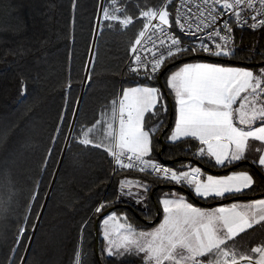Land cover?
I'll return each instance as SVG.
<instances>
[{
  "label": "trees",
  "instance_id": "1",
  "mask_svg": "<svg viewBox=\"0 0 264 264\" xmlns=\"http://www.w3.org/2000/svg\"><path fill=\"white\" fill-rule=\"evenodd\" d=\"M141 3L155 6L160 0H125L122 11L140 13ZM101 8L113 12V0H0V201L7 209L0 214V264H75L74 256L82 252L88 253V264H106L112 258L100 256L103 214L94 211L103 201L112 202L109 210L126 215L138 229H150L158 221L159 199L171 187L200 208L264 198V171L251 159L212 167L205 157L182 151L186 144L166 142L174 114L164 84L166 74L185 62L259 69L264 66V30H234L235 58L198 53L167 61L160 79L151 82L127 76L123 69L138 38L139 17L133 21L135 29L124 28L105 20ZM139 84L157 87L164 97L166 110L151 122L145 117L148 123L163 124L153 140V156L171 167L190 161L217 176L248 171L255 183L247 194L203 200L135 169H118L117 175L107 151L79 142L81 132L117 101L120 89ZM161 134L165 148L159 155ZM192 143L195 154L198 143ZM246 155L254 159L260 153ZM123 177L150 183L143 209L117 199ZM85 221L89 223L82 231ZM21 225L25 231L18 241ZM241 236L255 247L264 241V229L254 225Z\"/></svg>",
  "mask_w": 264,
  "mask_h": 264
},
{
  "label": "snow or ice",
  "instance_id": "2",
  "mask_svg": "<svg viewBox=\"0 0 264 264\" xmlns=\"http://www.w3.org/2000/svg\"><path fill=\"white\" fill-rule=\"evenodd\" d=\"M124 3L125 0H113V12L101 8L103 18L116 21L124 28L132 25L135 29L137 25L133 21L139 17V38H134L131 51L135 54L139 50L137 46L144 47L148 56L135 55L137 63L131 70L140 73L143 69L148 80H155V73L167 68V61L175 63L198 53L235 58V50L230 45L231 34L237 26L264 30V0H197L196 14L187 20L176 19L177 0H160L155 6L141 3V12L133 14L126 9L122 11ZM179 3L192 11L189 0H179ZM115 12L121 15L117 16ZM176 26L193 36L197 30L209 31L204 37L197 36L200 45L196 47L185 44L174 31L169 32ZM150 27V46H145L143 41ZM153 35L157 36L161 46L165 45V38L170 41L164 51H153L156 48V41L151 39ZM208 41L213 42L211 46ZM177 67L167 80L178 105L169 140L177 147L180 143L186 144L188 147L182 151L189 155L202 160L207 157L205 162L212 167L227 168L251 159L264 171V66L254 70L200 60ZM163 99L160 89L154 86L123 91L122 98L112 101L111 108L103 114V120L97 119L81 132L79 142L104 148L113 157L117 175L120 174L117 169H135L145 173L146 177L155 174L158 181L187 188L203 200L234 199L237 194H247L245 190L255 183L254 175L248 171L216 177L190 161H180L178 166L171 167L153 156V140L163 124L159 120L148 122L166 110ZM116 124L118 128H114ZM97 134H100L98 140L91 138ZM192 141L200 145L195 154L191 152L195 147ZM250 141L259 143L250 144ZM250 151L260 155L252 159L246 155ZM150 191V183L145 178L126 179L119 184L117 199L122 195H133L137 203H143L145 194ZM159 203L162 222L151 230L138 229L126 215L110 211V201H103L95 208V213L103 214V235L108 241L100 256L112 258L107 259L106 264H128L124 258L129 256L139 257L142 264H264V241L251 247L241 236L254 225L264 229V198L205 210L186 199V193L171 187ZM6 210L0 201V214ZM88 223L84 222L82 231ZM24 231L21 225L18 241ZM238 236L239 240L236 239ZM87 257V252L76 254L75 264H88Z\"/></svg>",
  "mask_w": 264,
  "mask_h": 264
},
{
  "label": "built area",
  "instance_id": "3",
  "mask_svg": "<svg viewBox=\"0 0 264 264\" xmlns=\"http://www.w3.org/2000/svg\"><path fill=\"white\" fill-rule=\"evenodd\" d=\"M189 3H190L191 8H192L191 12L188 11V6L187 5H185L184 7H181V5L179 3V0H177L176 8L179 9V12L176 13V19L187 20L189 17H192L194 14H196V3H197V0H189ZM204 15L207 16V12H205ZM233 19H235V18L233 17ZM153 23H158V21H154ZM192 27L195 30V24L194 23H193ZM185 28H187V24H185ZM236 29H238V30H258V29H261V28L257 27L255 29H253V28H250V27H247V26H244V27L237 26V27L234 28V30H236ZM173 31H174L175 35L178 36L185 44H193L196 47H199L200 41L197 39V36L204 37L205 33L207 31H209V29H204V31H198L197 30L196 36L187 34L186 32H182L180 30L179 26H176V28L174 30L173 29H169V32H173ZM151 32H152V28L150 27L148 29V33H146V35H145V38H144V41H143V45L150 46V41L148 39V34L151 33ZM232 37H233V35H232ZM151 39L156 41V48H154L153 51H156L157 49H159V51H164L166 49V46L170 43V41L167 38H165V45L161 46L159 44V40L157 39L156 35H153L151 37ZM208 43L211 46L213 42L212 41H208ZM232 45H233V40H232V44L230 45V47H232ZM137 47L139 48L137 53L134 54L132 51H130L129 56H128L125 64H124V68H123L124 72L126 73L127 76L134 77V78L141 79V80H146V81H157V80H159L161 75H162V73H163V71H164V68H161V70L158 73H155V75H156V79L155 80L146 79V75L147 74L143 71V69H141L140 73H137V72H134V71L131 70L132 67H135L136 63H137L135 61V59H134L135 55H140L141 57L148 56V52L145 50L144 47H140V46H137ZM145 62H147V61H145ZM160 163L166 165L164 161L160 160ZM153 176H155V174H153Z\"/></svg>",
  "mask_w": 264,
  "mask_h": 264
},
{
  "label": "crops",
  "instance_id": "4",
  "mask_svg": "<svg viewBox=\"0 0 264 264\" xmlns=\"http://www.w3.org/2000/svg\"><path fill=\"white\" fill-rule=\"evenodd\" d=\"M242 68H244V67H242ZM245 69H247V68H245ZM176 70H178V67L175 68L174 70L170 71V72H174V71H176ZM170 72L167 73L166 76L164 77V84H165L166 91H167V93L169 94V96H170V98H171V100H172V103H173L174 121H173V125H172V127L170 128V130H169V132L167 133L166 138H165V140H166L167 143H172V142L169 140V136H170L171 132L174 131V126H175V122H176V118H177V109H178V105H177L176 102H175V95H174V93L172 92V90L170 89V87H169L168 84H167V80L169 79V74H170ZM145 85L152 86V85H149V84H139V85H134V86H130V87H126V88L121 89V94H120L119 98L117 99V101H118L119 99L122 98V93H123V91H126V90H128L129 88H135V87H140V86H145ZM154 87H155V86H154ZM159 106H160V105L158 104L157 107H159ZM195 142L198 143L197 141H195ZM199 147H200V145H199V143H198V148H199ZM205 158L208 159L207 157H205ZM212 162L214 163V160H213ZM231 173H232V172H231ZM209 174H212L213 176H216V177H223V176H217V175H215L214 173H209ZM224 176H225V175H224ZM192 193H193V192H192ZM196 197H197V196H196ZM260 199H261V198H260ZM256 200H259V199H256ZM256 200H251V201H256ZM246 202H250V201H246ZM232 203H233V202L226 203V204H221V205H223V206H230ZM237 203H243V202H237ZM221 205H216V206H213V207L201 208V209H205V210H215V208H217V207H219V206H221ZM194 206H195V205H194ZM159 208L161 209V204H160V203H159ZM161 222H162V212H160V214H159V216H158V221H157V223L154 224V226L151 227V228L148 229V230L154 229V228L157 227ZM132 261H133V262L136 261V262H140V263H142V260H141L139 257H137V256H133Z\"/></svg>",
  "mask_w": 264,
  "mask_h": 264
},
{
  "label": "rangeland",
  "instance_id": "5",
  "mask_svg": "<svg viewBox=\"0 0 264 264\" xmlns=\"http://www.w3.org/2000/svg\"><path fill=\"white\" fill-rule=\"evenodd\" d=\"M117 15V14H116ZM146 22V21H145ZM136 37H138V34L136 35ZM158 81V80H157ZM151 82H155V81H151ZM120 94H121V89H120V91H119V94H118V98H119V96H120ZM100 115H99V117L97 118V119H101V120H103L104 119V113L103 112H100L99 113ZM114 128H118V124H116V125H114ZM99 135L100 134H97V135H95V136H92L91 138H93V139H99ZM82 137L80 136V139H81ZM104 143L105 144H107L108 143V140L107 139H105L104 140ZM103 150H104V148H102ZM110 157H111V169H112V173L114 172V169H116V165H115V163L113 162V157L110 155ZM162 161V160H161ZM166 164V163H165ZM118 170V169H117ZM138 171V170H137ZM155 177V176H154ZM132 180V181H135V179H128V178H121L120 179V181L118 182V187H119V184H120V182L121 181H124V180ZM132 191L133 192H136V189L135 188H133L132 189ZM146 198H147V193L145 194V199H144V201L146 200ZM120 200H122L124 203H127V204H129V205H132V206H134V207H138V208H142L143 209V207H145V205L143 204V203H137V201H136V199H135V197L133 196V195H122V196H120V198H119ZM143 201V202H144ZM103 216V215H102ZM102 216H101V218H100V222H99V230H100V236H101V239H102V247H103V249H105L106 247H107V244H108V241L107 240H105L104 239V235H103V225H102V223H101V220H102ZM113 236L115 237V233H113ZM231 243V242H230ZM127 262H131L132 261V259H133V256H129V257H125L124 258Z\"/></svg>",
  "mask_w": 264,
  "mask_h": 264
},
{
  "label": "water",
  "instance_id": "6",
  "mask_svg": "<svg viewBox=\"0 0 264 264\" xmlns=\"http://www.w3.org/2000/svg\"><path fill=\"white\" fill-rule=\"evenodd\" d=\"M98 18H99V15H98ZM75 114H76V113H75ZM170 120H171V118H169L168 126H169V124H170ZM168 126H167V128H168ZM166 130H167V129H165L164 132H166ZM158 141H159L160 144H161V148H160V151H159V155H160L161 152H162V151L164 150V148H165V144H164V142H163L162 134L158 137ZM96 227H97V221H96V223H95V229H96Z\"/></svg>",
  "mask_w": 264,
  "mask_h": 264
}]
</instances>
